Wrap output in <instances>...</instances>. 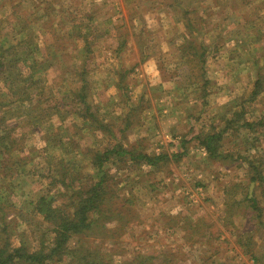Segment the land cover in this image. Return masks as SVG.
<instances>
[{"label":"rangeland","instance_id":"374dc122","mask_svg":"<svg viewBox=\"0 0 264 264\" xmlns=\"http://www.w3.org/2000/svg\"><path fill=\"white\" fill-rule=\"evenodd\" d=\"M260 74L264 0H0V225L16 226L12 246L23 233L30 254L54 249L42 197L72 219L103 178L98 209L45 264H264V232L237 250L256 230L252 183L264 197ZM241 112L254 130L227 131L231 157L210 156L202 139Z\"/></svg>","mask_w":264,"mask_h":264},{"label":"trees","instance_id":"16d2710c","mask_svg":"<svg viewBox=\"0 0 264 264\" xmlns=\"http://www.w3.org/2000/svg\"><path fill=\"white\" fill-rule=\"evenodd\" d=\"M259 77L255 84H254V90L252 91L250 95V99L254 100L255 97L259 95L260 90H264V74ZM243 112H241L239 115H237V118L227 120L225 119L224 121V128L221 132L218 133H211L206 135L202 139V145L205 146L209 153L210 156L212 157H231L230 154H223L220 150L221 147L224 146V143H222V135L225 134L227 131L234 130V132L240 130V129H248V130H254L255 125L253 122L244 120ZM241 119V120H240ZM240 121L241 123H239ZM240 124V125H239ZM233 132V133H234ZM6 138L4 139L5 142ZM7 150H10L9 147ZM109 152V151H108ZM106 154V156H109L110 153H115V152H109ZM117 155L124 156V155H132L131 152L120 149L118 152H116ZM2 155V154H1ZM134 158L137 159H143L146 158L148 159L149 162H151L153 165L155 164V160L153 158H147L146 156L143 155H138V156H133ZM98 166H99V171L103 167V162L101 159L97 160ZM252 162H249V165H251ZM259 171V169L254 168V172ZM101 172V171H100ZM102 179L99 180L98 183L94 184V188H91V192H94V203H93V196L88 197L86 200L80 201V207L76 211L75 217L70 218L66 217L64 215H61V213L57 214V210L52 208L50 202L46 199L43 198L40 201L39 207H40V212L45 216V218L49 222H54V232H56V242H55V248L51 249L48 252L40 251L39 254H30L31 247L28 245V242L26 240H23L24 234H20L21 238V246L18 248H15L11 244V239L14 237V235L17 233V228L16 226L13 225H8L4 226L0 225V264H15L16 262L21 263V264H35V263H40V264H45L47 262L51 261H61V255L64 252L65 249V244L69 240L68 233H76L82 229H80L83 225L87 224V213L88 211L93 209L94 205V211L98 209V206L96 204L97 199L99 198V191L98 189L102 185ZM252 182H255L257 180L256 177H252L250 179ZM251 182V183H252ZM264 188V186H263ZM257 197L254 195L252 198L247 197V202L251 204L252 211H254V217H255V222H253V225H255L254 228H258L259 226H264V221H262L264 212L259 209L258 204H257ZM44 205V206H43ZM53 215V219L51 220V217ZM1 220V219H0ZM89 224V223H88ZM209 228V226H207ZM251 229L244 228L241 232L240 240L244 239L245 242H243L245 245L247 244L246 241L249 240L247 238L249 235H251ZM257 232H260L259 229H257ZM247 238V239H246ZM251 241V240H249ZM3 243V244H2ZM172 262V261H170Z\"/></svg>","mask_w":264,"mask_h":264},{"label":"crops","instance_id":"0c3cea01","mask_svg":"<svg viewBox=\"0 0 264 264\" xmlns=\"http://www.w3.org/2000/svg\"><path fill=\"white\" fill-rule=\"evenodd\" d=\"M248 121V120H247ZM253 184H255V188H254V192H255V195H256V197H257V199H258V201L259 202H264V197H261V198H263V199H259L258 198V196H257V190H258V185L256 184V183H252V185ZM253 187V186H252ZM253 197L254 195H252V193L250 192V197ZM262 200V201H261ZM263 221V220H262ZM257 229H259L260 230V232H264V226L262 227V226H259L258 228H256V230H252L251 231V235H253V236H255L256 234L258 235L260 232H257ZM254 231L256 232V233H254ZM241 234V233H240ZM242 246H245V244L244 243H242L241 245H239V247H240V249H237V250H239L240 252L242 251ZM233 250V249H232ZM218 252V251H217ZM205 254H208V252L207 253H205ZM229 254H230V252H229ZM246 254V253H245ZM215 255H217V254H215ZM230 257V259L229 260H226L227 262H224V264H240L241 262L240 261H238L237 260V256H229ZM235 257V258H234ZM264 257V256H263ZM232 261V262H231ZM240 262V263H239ZM259 264V263H258Z\"/></svg>","mask_w":264,"mask_h":264}]
</instances>
